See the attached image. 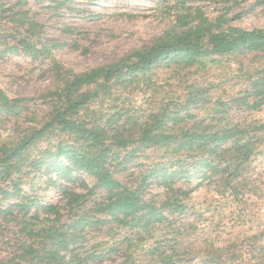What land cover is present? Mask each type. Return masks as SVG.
Here are the masks:
<instances>
[{
    "label": "trees",
    "instance_id": "trees-1",
    "mask_svg": "<svg viewBox=\"0 0 264 264\" xmlns=\"http://www.w3.org/2000/svg\"><path fill=\"white\" fill-rule=\"evenodd\" d=\"M25 3L26 0H17L7 9L9 20L0 14V27H10L12 23L16 34L10 49L36 59L50 57L59 45H51L42 36L43 25L22 9ZM50 3L48 8L56 9L60 2ZM3 7L0 13L6 12ZM176 10V23L183 28L142 49L80 72L58 67L61 85L32 99L41 101L39 109L31 108L25 98L10 97L0 88V115L15 121L10 134L0 135V196L1 200H16L6 208L0 205V214L11 215L10 221L20 227L23 238L14 252L19 264H83L97 258L94 253L84 258L82 252L90 228L114 222L120 227L148 230L158 222L169 221L166 210L183 214L189 206L188 191L172 187L176 178L200 176L214 182L218 190L221 187L223 192L232 190L236 194L259 190V178L253 177L250 166L264 144V123H223L227 119L218 114L210 122H192L188 126L185 122L189 114L183 115L171 103L161 102L138 115L130 114L124 104L118 105L130 85L143 81L150 87V74L160 66L203 69L221 58L247 54L257 62L250 77L253 94L264 92V29L226 25L224 18L211 20L197 9ZM107 100L116 109L112 113L100 108ZM41 142L48 146L32 159ZM138 148L160 150L175 157H171V163L142 169L140 184L124 183L112 168L123 166L119 161L130 158L127 153L120 159L122 151ZM27 166L37 171L45 168L47 174L73 166L63 175L70 177L73 170L85 172L96 179L97 185L87 193L64 187L61 204L40 205L26 193L21 194V177ZM160 177L168 192L157 206L143 198V186L150 178ZM7 181L10 184L3 187ZM96 189L103 194L90 200ZM33 208L36 210L32 212ZM176 222L173 236L166 237L151 252L158 264H189L198 256L204 264H227L241 258L238 251L214 245L205 253L199 250L181 258L177 250H186L184 242L192 225ZM78 246L81 249L76 251ZM259 258L264 264V247Z\"/></svg>",
    "mask_w": 264,
    "mask_h": 264
},
{
    "label": "rangeland",
    "instance_id": "rangeland-1",
    "mask_svg": "<svg viewBox=\"0 0 264 264\" xmlns=\"http://www.w3.org/2000/svg\"><path fill=\"white\" fill-rule=\"evenodd\" d=\"M57 1L60 3L56 9L48 8L50 0H26L22 6L30 18L43 25L42 36L51 45H59L54 47L50 57L42 55L36 59L19 50L13 52L10 49L16 35L12 32L13 24L0 27V88L12 98H25L34 109L41 107V101L36 103L33 98L61 85L58 67L80 72L142 49L156 39L183 28L176 23L179 13L176 9H197L211 20L224 18L226 25L264 29V0ZM16 2L0 0V6L3 5L2 9L6 11L0 13L3 19H10L7 9ZM238 57L240 59L235 56L221 58L203 69L160 66L150 74V87L143 81L130 85L118 105L124 104L130 114L138 115L141 110L155 108L161 102L171 103L183 115L189 114L185 122L188 126L192 122H210L218 114L228 120L223 123H264V92L253 94L250 85L257 62H252L251 54ZM111 103L107 100L100 108L103 112L112 113L116 109ZM14 124L13 119L0 115V135L6 137L10 134ZM47 146L46 142L39 143L32 159ZM259 152L250 166V173L259 178L257 192L236 194L232 190L223 192L220 187L219 193L214 182L200 176L190 180L176 178L172 187L188 191L189 206L183 214L166 210L164 214L169 221L158 222L148 230L120 227L114 222L90 228L85 233L88 241L84 243L82 252L85 253L84 258L93 253L97 258L83 264H158L151 252L158 249L166 237L173 236L178 220L192 225L184 242L186 250H177L181 258H188L199 250L205 253L214 245L241 254L239 260L227 264H262L259 254L264 247V144L259 147ZM127 153L130 158L119 161L123 166L112 169L117 178L131 185L141 183L139 173L142 169L171 163L175 157L160 150L138 148L122 151L120 159ZM182 164L187 166L188 163ZM123 167L126 170H122ZM69 170L47 174L45 168L37 171L27 166L21 177V194L26 193L40 205H58L63 201L64 187L87 193L97 185L96 179L85 172L73 170L70 177L64 176ZM162 183L161 177L147 180L143 186V198L161 205L168 192ZM9 184L7 181L2 186ZM102 194L103 191L96 189L90 200ZM1 199L0 196V205L4 208L16 201L14 198ZM35 210L33 208L32 212ZM10 218L9 214H0V264H19L14 252L23 236L20 227ZM74 249L79 251L81 248ZM198 257L189 264H204Z\"/></svg>",
    "mask_w": 264,
    "mask_h": 264
}]
</instances>
